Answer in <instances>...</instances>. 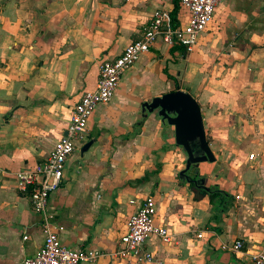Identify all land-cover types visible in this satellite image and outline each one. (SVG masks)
Returning <instances> with one entry per match:
<instances>
[{
	"label": "crops",
	"instance_id": "0c3cea01",
	"mask_svg": "<svg viewBox=\"0 0 264 264\" xmlns=\"http://www.w3.org/2000/svg\"><path fill=\"white\" fill-rule=\"evenodd\" d=\"M159 9L188 22L180 0H0V264H23L44 242L16 173L45 161L100 62ZM174 91L199 103L215 157L186 172L199 195L181 176L174 126L144 107ZM147 196L174 240L151 236L144 248L165 264H253L264 244V0L219 5L192 52L159 37L90 117L48 209L64 246L107 254L82 264H133L111 254ZM236 240L240 251L223 250Z\"/></svg>",
	"mask_w": 264,
	"mask_h": 264
},
{
	"label": "built area",
	"instance_id": "2783aa9c",
	"mask_svg": "<svg viewBox=\"0 0 264 264\" xmlns=\"http://www.w3.org/2000/svg\"><path fill=\"white\" fill-rule=\"evenodd\" d=\"M225 1L227 0H180V5L188 12L186 25L175 26L167 11L156 10L143 27L139 38L127 45L120 56L100 62L96 88L83 93L72 111L65 134L55 143L45 161L32 169L16 173L19 190L29 193L33 210L42 217L44 234L42 247L34 256L24 259L23 264H82L107 255L96 249H70L64 246L59 231L54 226V216L48 209L49 199L61 185L68 159L77 145L84 141L90 117L99 105L111 102L123 74L150 51L159 37L169 46L181 45L187 52H192L202 33L212 23L217 7ZM253 157L254 155L249 156L250 159ZM155 211L154 197L147 196L127 219L126 232L112 256L133 264H165L144 248L151 236L160 238L166 245H171L174 240L166 226L156 223ZM197 237L201 238L202 233H198ZM222 248L237 252L243 248V242L236 240L231 245L224 244ZM251 260L253 264H264V244L251 255Z\"/></svg>",
	"mask_w": 264,
	"mask_h": 264
},
{
	"label": "water",
	"instance_id": "95a60500",
	"mask_svg": "<svg viewBox=\"0 0 264 264\" xmlns=\"http://www.w3.org/2000/svg\"><path fill=\"white\" fill-rule=\"evenodd\" d=\"M144 107L149 112L157 110L163 121L174 126L176 143L187 155L186 168L181 172L182 177L190 168H198L201 162L215 161L206 138L200 105L190 93L184 91L167 93L145 103ZM187 180L197 185L199 195V181L189 177ZM204 182L202 179L200 183Z\"/></svg>",
	"mask_w": 264,
	"mask_h": 264
},
{
	"label": "trees",
	"instance_id": "16d2710c",
	"mask_svg": "<svg viewBox=\"0 0 264 264\" xmlns=\"http://www.w3.org/2000/svg\"><path fill=\"white\" fill-rule=\"evenodd\" d=\"M171 18H172V22H173V24L176 26V25H178V21H177V19H176V13L174 14H171Z\"/></svg>",
	"mask_w": 264,
	"mask_h": 264
},
{
	"label": "rangeland",
	"instance_id": "374dc122",
	"mask_svg": "<svg viewBox=\"0 0 264 264\" xmlns=\"http://www.w3.org/2000/svg\"><path fill=\"white\" fill-rule=\"evenodd\" d=\"M197 101V100H196Z\"/></svg>",
	"mask_w": 264,
	"mask_h": 264
}]
</instances>
